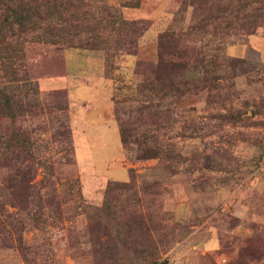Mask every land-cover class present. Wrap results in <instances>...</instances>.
<instances>
[{
	"label": "rangeland",
	"instance_id": "obj_1",
	"mask_svg": "<svg viewBox=\"0 0 264 264\" xmlns=\"http://www.w3.org/2000/svg\"><path fill=\"white\" fill-rule=\"evenodd\" d=\"M8 3L0 264H264V0Z\"/></svg>",
	"mask_w": 264,
	"mask_h": 264
},
{
	"label": "trees",
	"instance_id": "obj_2",
	"mask_svg": "<svg viewBox=\"0 0 264 264\" xmlns=\"http://www.w3.org/2000/svg\"><path fill=\"white\" fill-rule=\"evenodd\" d=\"M18 1L19 0H16V1L15 0H10V3H8V5L6 6V9H7V13H12L13 14L12 17L15 18V24L18 25V23L20 22L19 23L20 27H22L24 18H22L21 14L19 15V13H18V7H19L18 4L15 5V2L18 3ZM13 5H15V7H13ZM121 134H122V136H121L122 143H123L124 146H126V137L123 136V134H124L123 130H121ZM146 156L142 157V159L143 158L144 159L152 158V157H146ZM20 182H21V190L22 191L26 192L29 188H31V185H27V183H24L23 180H21ZM109 190H110V186H108V188L106 190V193H108ZM22 194H24V193H22Z\"/></svg>",
	"mask_w": 264,
	"mask_h": 264
}]
</instances>
